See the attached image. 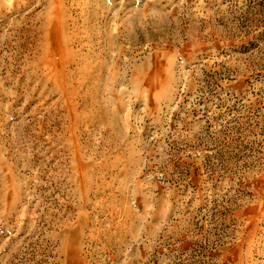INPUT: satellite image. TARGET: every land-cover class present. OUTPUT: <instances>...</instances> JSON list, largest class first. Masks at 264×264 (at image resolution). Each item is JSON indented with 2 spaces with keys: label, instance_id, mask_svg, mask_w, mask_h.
Masks as SVG:
<instances>
[{
  "label": "rangeland",
  "instance_id": "obj_1",
  "mask_svg": "<svg viewBox=\"0 0 264 264\" xmlns=\"http://www.w3.org/2000/svg\"><path fill=\"white\" fill-rule=\"evenodd\" d=\"M0 264H264V0H0Z\"/></svg>",
  "mask_w": 264,
  "mask_h": 264
}]
</instances>
